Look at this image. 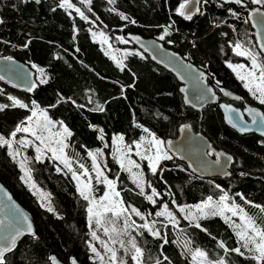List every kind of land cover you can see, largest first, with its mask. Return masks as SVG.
<instances>
[{
	"label": "trees",
	"instance_id": "obj_1",
	"mask_svg": "<svg viewBox=\"0 0 264 264\" xmlns=\"http://www.w3.org/2000/svg\"><path fill=\"white\" fill-rule=\"evenodd\" d=\"M71 2L85 12L89 17L87 21L59 8V0H40V3L0 0V20L3 21L0 23V57L11 56L22 63L36 65L46 74V83L35 80L36 86L28 92L11 89L0 82V104L11 105L8 100L11 95L28 105V108L9 106L0 110V134L7 138L17 125L25 123L34 100L37 110H44L53 121H62L71 132L66 141L69 155L87 163V150H103L107 176L117 180V190L125 206L130 204L142 213L152 214L162 203H167L170 208L193 205L209 195L213 198L221 195L222 192L215 188L219 184L230 198L264 224V213L245 204L237 195L243 194L253 204L264 206V140L253 133L238 134L227 127L217 104L203 108L198 116L183 105L173 76L142 54H126L121 70L88 33L92 23L107 36L113 49L129 48L135 53L138 51L132 45L117 39L115 34L123 37L125 33H135L159 39L163 31L161 26L172 24L170 35L164 40L159 39L164 46L202 69L207 83L216 92L222 87L240 95L242 99L235 102V106L241 107L244 101L264 111V106L246 94L224 64L242 61L232 51V45L237 41L255 49L249 24L243 22L247 12L234 4L209 0L208 4L200 6L203 14L197 13L192 20H186L175 12L182 0H115L112 5L106 0H91L87 7L79 0ZM229 7L240 12L242 18L232 17ZM119 13L128 19H121ZM133 20L135 23L131 22ZM169 40L172 43H168ZM217 80L219 87H216ZM97 104L103 105V111L97 109ZM181 123L201 132L214 148L232 157L230 174L225 178L197 177L175 156L160 161L156 174L144 164L146 184L150 182L159 193L156 204H151L119 168L109 149L102 146L96 126L103 130V139L107 143L115 134L122 135L125 143H132L138 140L143 128H148L165 142L175 137ZM27 165L35 185L51 194L55 213L38 205L20 181L16 163L7 154L5 146H0V183L29 211L38 230L37 235L23 236L17 242V249L8 254L9 264H51L49 251L62 261L74 257L79 264H94L87 247L86 201L79 196L69 173L57 172L55 162L48 158L39 161L31 158ZM175 215L180 221L175 228L162 219L156 224L161 235L169 240L163 249L160 247L163 241L143 229H128V234H121L118 239L124 240L127 247V241L134 237L138 246L144 249L145 264H154L156 259L168 264L163 255L171 264H189L179 248V233L192 241V247L198 246L208 252L210 259L225 256L217 247V241H224L228 248L238 246L233 232L219 216L199 221L208 229L209 235L190 227L177 212ZM130 216L137 225L143 223L134 213ZM115 249L118 257L132 264L130 253L126 255L119 242ZM225 258L229 264H255L247 253L240 256L233 252Z\"/></svg>",
	"mask_w": 264,
	"mask_h": 264
},
{
	"label": "snow or ice",
	"instance_id": "obj_2",
	"mask_svg": "<svg viewBox=\"0 0 264 264\" xmlns=\"http://www.w3.org/2000/svg\"><path fill=\"white\" fill-rule=\"evenodd\" d=\"M26 2V0H25ZM36 3H40V0H35ZM109 3H115V0H108ZM224 3L234 4L239 6V8L244 9L247 12V16L243 18L244 23L251 22L253 27L258 29H264V0H223ZM80 3L85 7L91 3V0H80ZM209 0H182L179 3V6L176 7L175 12L184 17L186 20H192L194 11L193 7H195V13L203 14L200 7L196 5L200 4H208ZM255 6V7H253ZM59 8L62 9H74L76 14H78L83 20L87 21L89 17L85 15V12L81 10L80 7H77L75 4L71 2V0H59L58 4ZM89 12L92 11L91 8H87ZM114 11V9H111ZM55 11V9H53ZM229 14L235 19H241V13L234 10L233 8H228ZM121 19H128L123 13H119ZM98 19V17H97ZM135 23V21H131ZM0 23H3L0 20ZM163 31L159 36L160 40H164L166 36L170 35L169 29L172 27V24H168L165 26H161ZM96 35V33H93ZM99 35L102 38V43L107 44L108 39L103 32H100ZM117 39L123 41V37H117ZM137 39V38H133ZM126 42V41H125ZM258 43H260V52H255L251 48L246 47L241 41H237L232 51L237 56L246 57L250 61V67L245 64H232L231 62H227V67L232 69V71L236 74L237 79H239L243 87L252 95V97L258 101L259 105L264 106V42H261V38L258 36ZM168 43H172L171 40ZM27 47V44L24 45ZM111 47V45H109ZM79 51V49H77ZM108 55L109 53H105ZM135 55H140L139 52L130 53ZM172 56H176L175 53H172ZM116 61L117 66L123 70L124 65L123 62L117 59L115 56L111 57ZM155 59V57H153ZM11 56L0 57V60L12 61ZM184 67L191 68V65H183ZM32 67H36V65H32ZM39 71L43 72V69ZM179 75V73H178ZM5 77L0 76V80H3ZM181 78H184L181 76ZM196 81L197 87H199V83L203 82L206 77L203 71H198L194 77H191ZM41 83H46V80L41 78ZM36 85L33 83L27 90L32 91ZM220 86V81H216V87ZM181 92L184 91L183 88L180 89ZM221 92H224L226 96H230L231 93L226 92L222 87L220 88ZM215 99L216 94L211 87H205L204 89L199 91V94L196 96V99L199 101H204L209 98ZM63 99V98H61ZM71 100V98H68ZM236 100L242 99L240 96L234 97ZM8 100L11 101V105L0 104V110L5 109L6 107H19V108H28V105L23 103L21 100L17 99L14 96L9 95ZM75 103V101H73ZM185 103H191L188 97H185ZM196 105L193 104V107ZM222 108L226 110L225 118L227 121L232 124L233 127L238 128L241 133L250 131L251 128L247 124H243L241 126V122H243V115L239 112L238 109L233 108L230 104H222L220 105ZM37 104L36 101H32V108L30 111L32 112L31 116L27 117L28 122H32L33 117L37 115ZM54 107V105H53ZM80 107H83L82 105ZM97 109L103 111V105L97 104ZM248 115L251 117V124L255 125L258 130L261 131V134L264 135V111H260L255 107H245L244 109ZM234 114V115H233ZM40 115L43 117V124H40V121L37 120V127L48 129L50 126H54L53 122L48 119L47 114L44 110H40ZM61 125V131L56 133L58 137H61L57 143L60 144V148H52L50 145L45 143L46 138L42 135L37 134V130L35 128L24 126V123L17 125L15 130L10 133V137H15L19 132H31L33 136L36 137L37 140L44 144L45 147H48L49 150L53 153V157L56 160H60L64 167L67 168L71 174L72 178L76 181V190L80 197L86 201V215L88 226L90 230V235L93 240H98L99 243L103 246L105 253L107 254V260L105 257L100 254L97 248L91 243L88 242V247L92 253L95 254L96 257L102 262V264H128V261L123 257H118L117 250L113 247L109 246V242L100 240L96 231L93 230V223L96 228L103 227V231L106 235L109 236V241L112 244L119 242L120 247L124 248L125 254L131 255L132 264H145L144 256L145 252L140 246H138L136 239L131 237L127 241V247L125 246V241L122 239H118L121 234H128V229L137 228L146 230L153 237H159L163 243L160 245L161 249H163L165 244L169 243V240L166 236L161 235L160 230L156 228L157 221H151L144 219L142 213L134 206L127 205L125 206L124 201L120 198L121 193L117 190V180L110 179L107 175H105L104 171H102L100 165L97 163V156L102 153L98 149L96 153L89 152L88 155L92 159V171L95 172V180L97 184H103L105 186V190L102 196L97 198L93 195L95 188L92 183V177L88 173V169L84 167L83 164L80 165V168L83 169L79 174L77 171L72 169L71 163L69 160L63 155V149L67 145L64 144V139L68 136H71V132L69 129L63 125V122H58ZM137 127H142L137 124ZM191 126L184 124L181 125L180 130L183 132L186 129H189ZM101 133L103 130H100ZM143 131L148 134L150 139L148 140V147L146 151L149 153L148 155H143L140 151L142 145L140 142H136L137 155L143 156L144 159L148 161V167L153 174L157 173L158 165L162 160H171L173 159V155H169V152L164 149L165 142L160 140L155 133L149 131L148 128H143ZM103 135L100 136V139L103 140ZM124 137L118 136L113 137L114 143H122ZM145 137H141V141H144ZM19 144L24 145L28 143L26 140L18 141ZM171 141H168L167 144L171 145ZM0 146H7L9 149V156L12 157L13 160L19 155L18 151L13 148V139L6 138L4 135L0 134ZM154 149V152H153ZM209 151L205 153L206 155H212L213 151L209 146ZM131 149L129 148V151ZM37 156L36 160H41L42 149L37 147ZM116 153H120V149L117 148ZM216 160L213 162L214 164L219 165L221 163V156L223 153H215ZM116 162L120 165V168L124 171H128L132 177L133 183L139 188V194L144 196V198L150 201L152 204H156V200L154 197H157L159 193L157 192L155 187H152L151 183H147V187L151 188V194H145V181L143 178V174L140 172H132V168L136 169L140 168V165L132 160L126 153L118 154L115 156ZM227 161L230 162L232 160L231 156L226 157ZM191 167V165H189ZM20 167L24 172V175L20 177L22 181L25 183H29L31 187L35 190L36 186L32 182L31 178V169L25 166V163H21ZM223 167V166H222ZM57 172H60L61 169L57 167ZM162 171V169H161ZM227 175L228 173H224ZM82 176H87L88 179L82 180ZM215 188L219 189L222 194L219 196L218 200L214 201L213 197L209 195L206 199L202 200L200 203L195 205H183L178 206L179 213L183 214V219L189 222L190 227H194L196 229H200L203 232L208 233V229L203 227L199 222L203 219H208L210 217L221 216L224 218L225 222L229 223L234 231L235 235L238 238L239 246L234 248L226 247L224 241H217V247L222 249L225 253V256H220L219 258L213 260L209 258V253L203 250L200 247H191L192 241L189 239H183L182 244L180 245L183 248L182 255H188L191 257L189 264H229L226 260V256L229 253H236L240 256H245V253L248 254V258L253 260L255 264H264V224H258L256 218L249 215L245 209L240 205L235 203L233 200L229 203L231 199L227 192H224L221 189L219 184L215 185ZM241 200L244 201L245 204L251 205L257 209L261 213H264V206L253 204L252 201L247 200L243 194L237 193ZM10 199V198H9ZM175 203V201H173ZM15 207V205H13ZM41 207L46 208V210L50 213H55V209L51 204V194L50 193H42L41 194ZM129 209L131 213H134L136 216L140 217L144 220V223L137 225L136 221L131 220V216L127 215L129 213ZM225 213H230L231 216H226ZM110 214V215H109ZM58 215V214H57ZM156 217H165L169 224H171L174 228L177 227L180 223L179 219L176 215L173 214L172 211L169 210V205L164 203L161 210L155 212ZM124 218V227L123 229H119L116 226V222L119 218ZM232 217H239L240 223L237 224L232 220ZM58 218H60L58 216ZM105 224L110 225L104 226ZM163 227H167V225H162ZM183 231V230H182ZM25 233L33 234L32 224L29 222L27 215L22 212L19 213V216H9L5 218H0V264H9L8 254L13 253L15 249H17V242L20 237H22ZM115 234L116 238H113ZM142 234V233H140ZM211 235L210 233H208ZM215 239V237H213ZM174 243L176 241H173ZM163 255V252H161ZM151 259V258H149ZM163 259L168 261V264H171V261L166 255H163ZM49 260L51 264H60L57 260L56 256H49ZM70 264H77L76 258H70ZM154 264H162V261L156 259Z\"/></svg>",
	"mask_w": 264,
	"mask_h": 264
},
{
	"label": "water",
	"instance_id": "obj_3",
	"mask_svg": "<svg viewBox=\"0 0 264 264\" xmlns=\"http://www.w3.org/2000/svg\"><path fill=\"white\" fill-rule=\"evenodd\" d=\"M196 6L200 7L201 4ZM193 11L194 15L197 14L195 13V7H193ZM246 16L247 14L245 15V17ZM248 24L252 32L255 48L258 52H260V43H258L257 40L259 36L261 38V42H264V29H258L256 27H253L251 22H249ZM134 37L137 39H133ZM123 39L128 44L132 45L140 54L146 56L150 62L162 68L173 76V78L178 84L177 91L181 96V101L184 106L197 112L198 116H200V112L203 108L209 105L217 104L218 110L222 117V121L227 127H229L238 134L253 133L264 140V135L261 134V131L258 130L255 125L251 124V117L244 110L245 107H255L260 110L257 105H250L246 103L244 104L243 108H237L233 106L231 102L238 101L234 99V97L240 95L231 92L225 88L223 89L226 92L231 93L230 96H226L224 92L220 91V88L218 89V92H216L215 89L207 83L206 74V79L203 82H200L199 87H197L196 81H194V79H192L191 77H194L197 74V70H203L196 67L191 62L187 61L183 56L179 55L177 52L164 46L158 38H145L135 33H125L123 35ZM172 53H175L176 56H172ZM153 57H155V59ZM183 65H191V68L184 67ZM0 76L5 77L3 80H0L1 83L17 91L28 92L27 89L33 83H35V74L30 64L22 63L14 58L12 59V61L0 60ZM181 76H183L184 78H181ZM205 87L213 88V91L216 94L215 99H212L210 96L204 101H199L196 99V96L199 94V91L204 89ZM181 88L184 89L183 92L180 91ZM185 97H188L191 103L186 104ZM219 97L222 99L221 101H219ZM193 104H195L196 106L193 107ZM222 104H230L233 108L238 109L244 118L243 122H241V126H243V124H247L249 125L251 130L241 133L238 128L233 127L232 124H230L225 118L226 110L220 106ZM184 124L185 123H181L178 125L175 137L165 141L164 147L169 152V155H172L174 153L175 155L173 156L177 157L180 161L185 164L188 172L197 177H201L204 179H210L213 177H227L231 171V161L228 162L226 157L230 155L220 149L214 148L211 142L204 134L199 131H194L191 127L182 132L180 128L181 125ZM168 141L172 142L171 145L167 144ZM209 146L213 151L212 155L205 154L210 150ZM217 152L224 154L220 158L221 163L219 165L213 163L216 160L215 153ZM189 165H191V167ZM225 172L228 174L225 175ZM13 205H15V207H13ZM21 212L27 215L29 222H31L32 224L33 233L37 235L38 230L29 211L19 205L16 200L12 197L11 193L7 190V188L2 183H0V218H5L13 215L19 216V213ZM26 235L34 236L33 234L29 233H25L23 236ZM22 237H20L19 240ZM49 256L55 255L51 251H49L48 259ZM70 258L67 259V261H62L58 258L57 260L60 262V264H70ZM77 264H79L78 261Z\"/></svg>",
	"mask_w": 264,
	"mask_h": 264
},
{
	"label": "rangeland",
	"instance_id": "obj_4",
	"mask_svg": "<svg viewBox=\"0 0 264 264\" xmlns=\"http://www.w3.org/2000/svg\"><path fill=\"white\" fill-rule=\"evenodd\" d=\"M80 1V0H79ZM108 2V0H106ZM215 1H223V0H215ZM108 4L112 5V3H109ZM65 12H67L68 14L70 15H76L78 17H80L78 14H76L75 10L74 9H64ZM81 18V17H80ZM102 32L98 29H96L94 27V25L92 23H90L89 27H88V33L90 34V38L95 41L100 49L102 50V52L105 54L106 52L109 53L108 55H106L114 64L117 65L116 61L113 60L111 57L112 56H115L117 59L123 61V58L126 54H129L132 52V50H130L129 48H124V49H113L112 47H109V42L107 44H104L102 43V38L101 36L99 35V33ZM93 33H96V35H93ZM106 36V35H105ZM116 37H121L117 34H115ZM107 37V36H106ZM122 41V40H121ZM123 41H125L123 39ZM127 43V42H126ZM234 45H232V48H233ZM247 47V46H246ZM248 48H251V47H248ZM253 51L255 52H258L257 49H253L251 48ZM241 57V56H240ZM242 58V61L241 62H236V63H232V64H245L247 66L250 67V61L246 58V57H241ZM229 62V61H227ZM227 62H225L224 64L227 66ZM31 68L33 69L34 71V74H35V80L37 82H40L41 78L45 79L46 78V74L45 72H41L39 71L40 68L38 67H32V65H30ZM229 70L232 72L233 76L236 78V80L239 82L240 86L245 90L246 94L256 103H258V101H256L252 95L243 87V84L242 82L237 79L236 77V74L232 71V69L229 68ZM47 114V113H46ZM32 115V112L30 113L29 116ZM48 117V115H47ZM49 120H51L49 117H48ZM37 120L40 121V124L42 125L43 124V117L40 115V110H37V115L35 117H33V120L32 122H28V121H25L24 123V126H29V127H32V128H35L37 130V134L38 135H42L46 138L45 140V143L50 145L52 148H57L59 149L60 148V144L57 143L58 140L61 139V137H58L56 135V133L60 132L61 131V125L56 122V121H53V124L54 126H50L48 129H44V128H38L37 127ZM96 129L98 130V137L100 138V136L102 135L101 133V129L100 127L96 126ZM118 136H121L120 134H115V135H112L111 138H110V142L107 143L105 142V140H101V144L103 147H107L110 151V154L114 157L115 159V156L118 155V154H124L126 153L132 160H134L136 163H138L140 165V168L139 169H136L135 167L132 168V172L135 173V172H140L143 174V178H144V181H145V194H151V188H149V191H147V184H146V179H145V175H144V170H143V166L144 164L148 167V161L146 159L143 158V156H138L136 153H137V148H136V142H140L142 147L140 149L141 153L143 155H148L149 153L146 151L147 147H148V140L150 139V137H148V134L145 133L144 131L142 132V134L140 135V137L138 138V140L132 142V143H125L124 140L122 143H114L113 141V137H118ZM145 137V140L144 141H141V137ZM7 138H10V139H13V148L15 150L18 151L19 155L16 157L15 160L12 159V157L10 156V158L16 163V166L17 168L19 169V172H20V175H19V178L24 175V172L22 171L21 167H20V164L21 163H25V166L27 168L28 165H27V162L29 159L31 158H36L37 156V147H40L42 149V156H41V160L43 158H48V159H51L55 162V165H56V168L59 167L61 169V171L63 172H68L71 179L73 180L74 184H75V188H76V181L72 178V174L71 172L64 167V164L60 161V160H56L54 157H53V153L49 150L48 147H45L44 144H41V142L39 140L36 139L35 136L32 135L31 132H28V133H25V132H19L16 134V136L13 138V137H10V135L7 137ZM20 140H26L28 143L24 144V145H21L18 143V141ZM67 138L64 139V144H66L67 146L64 147L63 149V155L69 160V163H71L72 165V169L77 171V173L79 174L80 172L83 171V169L80 168V165L83 164L84 167L86 169H88V173L89 175L92 177V183H93V186L95 188V191L93 193V195H95L97 198H99L100 196L103 195L104 193V190H105V186L103 184H97L96 183V180H95V172L92 171V159L91 157L88 155L89 152H92V153H96L97 150L99 149L100 152L102 153L101 155H98L97 156V163L100 165L102 171H104L105 175H107V172H108V169L106 167V163H105V158H104V153H103V150L101 148H96V149H90V150H87V153H86V156L88 158V161L87 163L83 162L82 160H79L77 159L75 156L73 155H69L67 153V150L69 149V146L67 144ZM6 148V152L8 154L9 152V149L7 148V146H5ZM119 148L120 149V153H116V149ZM129 148L131 149L129 151ZM165 149V147H164ZM166 150V149H165ZM29 151H31V153H29ZM167 151V150H166ZM153 152H154V149H153ZM9 155V154H8ZM116 161V159H115ZM117 163V162H116ZM118 164V163H117ZM119 168H120V165L118 164ZM149 168V167H148ZM121 169V168H120ZM122 170V169H121ZM150 170V169H149ZM124 171V170H123ZM126 174H127V177L128 179L133 183V180H132V177L130 175V173L128 171H124ZM82 180H87L88 177L87 176H82L81 177ZM111 179V178H110ZM20 181L23 183V185L29 190V192L35 197L36 199V202L38 203V205L41 207V194L42 193H47L46 191L40 189L39 187H37L36 185V188L35 190L31 187V185L29 183H25L24 181H22L20 179ZM33 182V181H32ZM34 183V182H33ZM35 184V183H34ZM134 184V183H133ZM134 186L136 187V185L134 184ZM137 188V187H136ZM137 190L139 191V188H137ZM77 191V190H76ZM159 196V195H158ZM157 197H154V199L156 200ZM220 196V195H219ZM218 197H215L213 198L214 201L218 200ZM144 197V196H143ZM234 199H230L229 200V203H231ZM148 201V200H147ZM235 201V200H234ZM150 202V201H148ZM201 202V201H200ZM198 202V203H200ZM151 203V202H150ZM235 203H237L235 201ZM152 204V203H151ZM164 203L160 204L159 207H156V211L158 210H161L162 206H163ZM197 204V203H196ZM238 204V203H237ZM195 205V204H193ZM180 206H183V205H180ZM169 210L173 212V214L175 215V212H177V214L179 216H181L183 218V214L179 213L178 211V206H173V208H170L169 207ZM246 211V210H245ZM155 212L152 213V214H149V213H142V215L144 216V219L145 220H148L149 222L151 221H157L158 223L161 222L160 219H162V221H164V223H168L167 219L165 217H156L155 216ZM247 212V211H246ZM131 211L129 209V213H127V215H130ZM248 213V212H247ZM249 214V213H248ZM110 215V214H109ZM226 216H231L230 213H225ZM251 215V214H249ZM252 216V215H251ZM221 217V216H219ZM140 218V217H139ZM141 219V218H140ZM221 219L225 222L224 218L221 217ZM232 220L235 221V223L239 224L240 223V220H239V217H232ZM141 221L144 223V220L141 219ZM188 222V221H187ZM229 228L231 229V231L233 232L234 236H235V239L237 241V244H238V238L237 236L235 235V231L233 229V227L225 222ZM258 224H261L260 222L257 221ZM86 225H87V232H88V237H87V247H88V242L91 241V243L97 248V250L100 252L101 255H103L105 257V260H107V254L105 253V250L103 248V246L99 243L98 240H93L91 235H90V230H89V226H88V221H87V215H86ZM104 226H108L110 227V225H107L105 224ZM116 226L119 228V229H123L124 227V218L121 217L117 220L116 222ZM93 230L96 231L97 235L99 236L100 240H104V241H107L109 242V246L110 247H113V248H116V243L115 244H112L110 241H109V236L106 235L103 231V227L101 228H96L94 223H93ZM178 243H179V248H180V251L181 253L183 252V248L180 246L182 244V241L183 239H186L182 234H178ZM239 246V244H238ZM192 247V246H191ZM195 248V247H193ZM88 251L90 253V258L93 260L94 264H102V262L99 260L98 257L95 256L94 253H92L88 247ZM187 258L188 261H190L191 257L188 256V255H183ZM215 260V259H213Z\"/></svg>",
	"mask_w": 264,
	"mask_h": 264
},
{
	"label": "flooded vegetation",
	"instance_id": "obj_5",
	"mask_svg": "<svg viewBox=\"0 0 264 264\" xmlns=\"http://www.w3.org/2000/svg\"><path fill=\"white\" fill-rule=\"evenodd\" d=\"M221 100H222V99L220 98V101H221ZM238 101H239V100H238ZM235 102H237V101H232L231 104H232L233 106H235V105H234ZM244 104H246V102L243 101L241 107H237V106H235V107H237V108H243ZM247 104H249V103H247ZM250 105H253V104H250Z\"/></svg>",
	"mask_w": 264,
	"mask_h": 264
}]
</instances>
